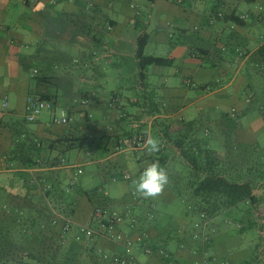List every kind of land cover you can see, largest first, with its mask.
Segmentation results:
<instances>
[{
  "label": "crops",
  "instance_id": "1",
  "mask_svg": "<svg viewBox=\"0 0 264 264\" xmlns=\"http://www.w3.org/2000/svg\"><path fill=\"white\" fill-rule=\"evenodd\" d=\"M193 1L0 0V213L6 206L15 209L28 204L30 212L37 209L40 214L51 211L59 215L63 205H69L74 210L71 221L75 227L86 221L85 226L95 227L96 234L100 232L86 242L88 247L94 246L99 256L103 252L113 255L122 247L109 234H101L102 220L100 223L92 213L93 205H102L124 214L125 219L115 230L133 239L143 236L146 245L153 247L151 256L137 250L142 264H181L179 259L184 257L187 264H194L186 250L171 247V243L177 237L194 239L200 220L169 217L149 226L138 210L150 207L152 212L156 199H144L118 183L134 179L126 171L129 168H122L134 166L129 151L135 154L140 173L155 160L170 168L174 159L182 157L176 141L187 146L185 131L191 130L207 110H228V104L234 103L232 110L241 111L251 102L248 89L242 95L243 91H238L241 84L245 88L244 82L238 81L239 70L224 65L219 72V62L231 64L239 58L243 67L252 60L264 43V0H217L211 11L204 12L195 11ZM242 2L258 6L255 11L239 12ZM154 10L160 14L156 20ZM232 14L249 16L246 25L224 19ZM143 34L149 36L146 55L173 61L171 66H149L144 77L137 57L138 39ZM149 44L164 48V53H147ZM132 91L135 96H129ZM42 94L54 96L57 106L67 110V125L53 124L49 110L44 111L47 117L43 112L36 122L26 121L27 97ZM81 99L88 104L83 105ZM224 115L231 116L229 111ZM237 130L231 138L233 154L228 149L225 153L213 149L218 153V165H230V160L237 164V150L248 141L251 146V134ZM154 134L161 141L158 153L149 155L144 143L132 144L138 137L144 142ZM78 139L75 147L67 148V141ZM88 139L94 142L86 153L91 160L84 163L77 155L75 161H69L65 152L83 147ZM85 164L102 168L88 171ZM77 168L82 173L73 183ZM88 172L91 178L100 180L98 185L87 187L83 177ZM125 174L130 175L129 180ZM63 188L68 191L66 195ZM51 189L56 190L47 195ZM94 189L98 191L92 192ZM167 190L157 197L164 203L170 202ZM254 193L259 199L264 197L257 189ZM260 206L264 201L253 208L261 210ZM261 214L257 211L255 218L246 215L237 225L240 233L255 226L264 245ZM216 217L201 221L200 230L218 255L228 240L214 244L215 232L211 235L209 227L217 223ZM70 234L76 235L75 231ZM258 249L263 253V246ZM216 253L211 252L213 259Z\"/></svg>",
  "mask_w": 264,
  "mask_h": 264
},
{
  "label": "rangeland",
  "instance_id": "2",
  "mask_svg": "<svg viewBox=\"0 0 264 264\" xmlns=\"http://www.w3.org/2000/svg\"><path fill=\"white\" fill-rule=\"evenodd\" d=\"M216 2L217 0H194L192 4L195 11L204 12V10L211 11L216 6ZM148 5L150 6L149 3ZM184 5H186V3H184ZM257 6L258 5L253 2H242L239 12H248L251 10L255 11ZM148 12H153V10L149 9ZM159 15L160 14L156 10H154L153 20H156L155 17H158ZM192 23H190L189 25H191ZM147 53L161 54L164 53V48L156 46L154 44H149ZM237 59L239 60V58ZM238 60H233L231 64L229 63V61L219 62V65L221 67L219 69V72H221V69L223 70L224 65H230L234 69V71L239 70L240 78L238 81H240L241 79V83L244 82L245 88L241 84V87H239L238 91L240 92L242 90L243 92L240 94L242 95L248 89L247 94H252L251 102L246 105L244 110L241 111L232 110L235 105L234 103L228 104V110L223 107L207 110L206 114L202 116L196 124L191 126V130L185 131L186 133H188L186 134L187 148L191 147L193 149H205V147H207L206 145L208 144L212 149L220 150L224 153L225 150L228 149L232 151L233 154L234 144L231 138L234 134H238L237 129H241L243 130L242 134H251L250 143L252 144L251 146H249L248 141L247 145H244L243 147H241V149L237 150V155L240 158V166L236 169L238 171L240 179H245V181H263L264 117L261 114V109L264 108V68H262L260 64L254 60L249 61L247 64L245 62V66L242 67L240 66ZM233 90L234 88H232V92ZM135 95V91H132L129 94V96ZM225 111H229V113L231 114L229 118L225 117ZM43 117H47V112L43 113ZM178 127L179 129L182 128L181 125H179ZM154 137L157 136H155L154 134ZM93 143L94 142L88 139L83 147L75 148L68 152H65L67 158L69 159V161H75L77 155H79L81 160H84V163L85 161H90L91 157H88L86 153L91 150V148L93 147ZM101 144L104 145L105 143ZM128 154L132 158L131 161L134 162L132 163V165L134 166H122V168H129L126 171L130 173L131 177L137 178L140 175V172H138L139 169L136 167V165H138V162L135 161V154L132 151H129ZM84 168H87L88 171H91L92 168L102 167L93 164H85ZM166 169H168L170 180V183L167 186V199L170 198L171 203L167 201L164 203L159 198H156V200H154L155 206L152 212V208L150 207L138 210V212L144 213L143 215H145V220H147L149 226L155 222L158 223L162 220H167L169 217L172 219H186L187 217V220L194 219L196 222L199 219L201 221L200 215L195 210L194 203L196 199L192 196V188L190 186L192 180L194 179L193 169L191 168V166L186 161H184L182 157L179 156L172 161L170 168ZM225 169L226 168H217L218 171H224ZM91 175L92 174L88 172L87 175L83 177V179L87 182L88 188L96 186L100 183V180H95L94 177L91 178ZM88 180L90 182H88ZM118 183L126 191H134L133 193H136L131 185V182L127 183L121 181ZM106 185H108L107 187L111 186V184ZM111 189L112 188H110V190ZM256 189L259 191L260 195L263 194L264 196V183L260 185V187L258 186V188ZM260 190L263 191V193H260ZM261 200H264V197H262ZM260 208L261 210H259L258 208L254 209L250 205H246V203H241L238 207L225 210L221 214L217 215V223L214 222V225L209 227V229H211V235L215 232V235H213L212 237L214 244L220 243V241L225 242L226 240H228L227 245H223V248L220 253L218 252V255L216 253L218 250L212 251L210 249L211 246H209L205 250L201 245L202 241L200 239L194 240L191 237L187 241L186 239H182V237H177L176 240L171 243V247L177 248L178 246L179 248L181 247L183 250H186L189 255H187V257L191 258L192 256L195 261H193L194 264H264V250L263 253H260L258 249V246L264 247V245H261V240L259 238L257 228L254 226L253 228L248 229L246 232L240 233L237 225V223L240 220H243L246 215L253 216L255 218L257 211L260 214L262 213L261 217L264 218V206H260ZM256 209L258 210L256 211ZM93 212L94 208H92V213ZM55 214L57 215V213ZM0 216H3L2 211L0 213ZM32 217H34V215ZM31 222L34 227H31L29 230L34 231L35 235L40 236L43 225L41 223L34 222L33 220H30V223ZM80 223H83L85 225L86 221H81ZM245 223L248 224V221L245 220ZM91 228L96 231L95 227ZM78 230V226H73L72 233H74V231L76 233V231L78 232ZM71 236H73V234L69 235V237ZM74 236L75 238L77 237V235ZM191 240L192 242L189 244ZM68 244L69 242L66 243V248L68 247ZM228 245L232 246L227 248ZM210 251L214 254L216 253L214 259L213 256L211 257ZM235 252H237L236 257ZM105 254L108 255L109 253L105 252ZM201 256L202 259L198 260L197 258H201ZM184 258L179 259V263L187 264V261H185ZM78 260L80 264H93L90 253L78 254Z\"/></svg>",
  "mask_w": 264,
  "mask_h": 264
},
{
  "label": "trees",
  "instance_id": "3",
  "mask_svg": "<svg viewBox=\"0 0 264 264\" xmlns=\"http://www.w3.org/2000/svg\"><path fill=\"white\" fill-rule=\"evenodd\" d=\"M224 19L240 25H246V20L242 19V16L240 17L235 14L226 15ZM148 39L149 36L147 34H143L138 39L137 57L139 59L142 77H144V72L149 66H171L173 64V61L169 58L146 55L145 49ZM252 60L259 63L260 66L264 68V43L260 45ZM40 98L52 101L57 105V101L52 95L42 94ZM261 114L264 117V108L261 109ZM79 140L80 139L73 142L67 141V148L69 145H71L72 148L75 147ZM176 146L180 149L183 159L193 169L194 179L190 186L192 188V196L196 199L194 203L195 210L200 215L201 221L210 222L212 218L225 210L238 207L241 203H248L251 207L260 203L261 199L255 195L254 190L258 188L261 181H245V179H240L236 169L240 166V158L238 155L236 158L237 164L234 165L230 160V165L229 163L227 165H218V153L211 148H187L182 141H176ZM233 166L236 168H231ZM217 168L226 169L224 171H218ZM54 190L56 189H51L46 194L50 195ZM96 191L98 190L94 189L92 192ZM62 193L66 195L68 193L67 189L63 188ZM86 195L89 197L90 194L86 192ZM261 201L263 202L264 200ZM14 208L15 209H13V206L4 207L2 211L4 216H0V264H80V262H78V254L80 253H90V257L94 264L97 261H99V263L103 261L113 264V259L116 257H123L126 254V249L122 245H120L122 247L120 252L113 255L110 253L106 255L105 252H103L100 256L96 253V248L94 246L88 247L89 245L86 242L93 241L100 232L98 234L95 233L90 240L82 238V240L78 241L75 236L69 237L74 226L71 221L74 216V210L71 209L69 205H63V209H60V215L53 214L51 211H49V213L42 211L44 214L42 219V213L36 212L40 210L32 208L35 210L30 212L31 206L28 204ZM93 208V215H95L94 213L98 208L110 209L102 205H93ZM34 212L36 215H39L37 218H35ZM33 215L34 217H32ZM122 217L124 220V214H122ZM30 220L43 225L40 236L35 235L34 231L29 230L31 227H34L32 222L30 223ZM101 220L102 226L105 225L109 227L112 224L106 219H100V223ZM201 221L196 223V226L200 225V227L195 230L193 238L194 236V240H201L202 238V247L206 250V248L210 246V241L200 230L203 228ZM48 227L49 229L47 230ZM89 227L91 228V225ZM116 232L122 233L117 230ZM77 233L76 231V235ZM126 236L132 238L129 235ZM140 237L143 238V241L140 246L135 247V256L138 258L137 250L141 249L144 250L147 256L154 255L153 247L146 245L145 237ZM67 242H69V244L66 248L65 245ZM148 250L150 252H148ZM164 255H162L163 259L169 261V258ZM138 261L139 264H142L139 258Z\"/></svg>",
  "mask_w": 264,
  "mask_h": 264
},
{
  "label": "built area",
  "instance_id": "4",
  "mask_svg": "<svg viewBox=\"0 0 264 264\" xmlns=\"http://www.w3.org/2000/svg\"><path fill=\"white\" fill-rule=\"evenodd\" d=\"M249 16L244 15L242 19L247 20ZM83 105L88 104V100H81ZM7 104H5V107ZM49 110L52 112V123L55 125H67L69 123V114L64 107L57 106L54 102L49 100H43L40 97L28 96L25 104V118L28 123L36 122L41 114L45 111ZM143 138L138 137L136 140L132 142L135 146L143 145ZM62 164H65V160H62ZM82 173L80 168H77V172L73 177V183L78 175ZM124 178L127 180L130 179L129 174H125ZM95 217L98 219H106L110 221L111 226L103 225L101 227L102 233L109 234L112 238L115 239L120 245L124 246L126 249V254L123 257H116L113 259V264H139L138 258L134 254V249L136 246H140L142 244L143 238L138 236L137 238H129L123 233L116 232L115 227L118 223L123 221V217L121 212L115 209H103L98 208L95 211ZM95 234V231L89 226L82 225L79 227L77 233V240L80 241L82 238H86L90 240ZM148 252H150L148 250Z\"/></svg>",
  "mask_w": 264,
  "mask_h": 264
},
{
  "label": "clouds",
  "instance_id": "5",
  "mask_svg": "<svg viewBox=\"0 0 264 264\" xmlns=\"http://www.w3.org/2000/svg\"><path fill=\"white\" fill-rule=\"evenodd\" d=\"M144 146L146 152L152 155L161 150V141L158 137L147 136ZM169 183L168 171L158 160L148 163L137 178L131 179L135 192L144 199H156L161 196Z\"/></svg>",
  "mask_w": 264,
  "mask_h": 264
}]
</instances>
